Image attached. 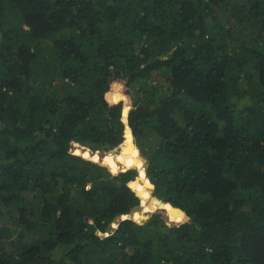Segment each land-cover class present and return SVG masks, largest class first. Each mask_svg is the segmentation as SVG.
Wrapping results in <instances>:
<instances>
[{
  "label": "trees",
  "instance_id": "trees-1",
  "mask_svg": "<svg viewBox=\"0 0 264 264\" xmlns=\"http://www.w3.org/2000/svg\"><path fill=\"white\" fill-rule=\"evenodd\" d=\"M0 264H264V0H0Z\"/></svg>",
  "mask_w": 264,
  "mask_h": 264
},
{
  "label": "rangeland",
  "instance_id": "rangeland-1",
  "mask_svg": "<svg viewBox=\"0 0 264 264\" xmlns=\"http://www.w3.org/2000/svg\"><path fill=\"white\" fill-rule=\"evenodd\" d=\"M155 210H156V213H160V212H162V211H166V209L161 208V207H159V206H158V208L155 209Z\"/></svg>",
  "mask_w": 264,
  "mask_h": 264
}]
</instances>
